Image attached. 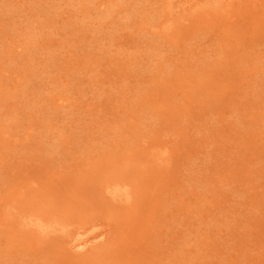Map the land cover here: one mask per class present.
Wrapping results in <instances>:
<instances>
[{
    "label": "rangeland",
    "instance_id": "rangeland-1",
    "mask_svg": "<svg viewBox=\"0 0 264 264\" xmlns=\"http://www.w3.org/2000/svg\"><path fill=\"white\" fill-rule=\"evenodd\" d=\"M0 264H264V0H0Z\"/></svg>",
    "mask_w": 264,
    "mask_h": 264
},
{
    "label": "bare ground",
    "instance_id": "bare-ground-1",
    "mask_svg": "<svg viewBox=\"0 0 264 264\" xmlns=\"http://www.w3.org/2000/svg\"><path fill=\"white\" fill-rule=\"evenodd\" d=\"M165 161V160H164ZM119 190V188L113 189V193L116 194V192ZM112 193V192H111ZM95 226V225H94ZM89 226V227H83L81 230H77L69 239V248L74 252H82L87 251L89 247H93L94 245L101 242V240L104 237V234L102 231H94L93 229L96 227ZM95 247V246H94ZM89 250V249H88Z\"/></svg>",
    "mask_w": 264,
    "mask_h": 264
}]
</instances>
